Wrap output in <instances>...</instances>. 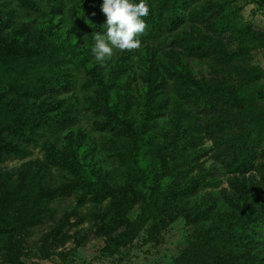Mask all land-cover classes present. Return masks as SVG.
I'll return each mask as SVG.
<instances>
[{"label":"rangeland","instance_id":"rangeland-1","mask_svg":"<svg viewBox=\"0 0 264 264\" xmlns=\"http://www.w3.org/2000/svg\"><path fill=\"white\" fill-rule=\"evenodd\" d=\"M204 10L207 14L218 10L219 16L212 19L216 24L232 22L227 39L218 43L206 29L210 22L204 24L197 16ZM43 11L32 13L20 9L15 0H0V118L21 120L23 125L38 118L59 119L62 111L52 107L65 99L79 110V120L58 132L37 130V143L29 146L24 158L0 161V217L14 223L20 260L24 264H258L264 247L255 244L246 249L226 246L207 252L208 256L198 252L197 243L219 229L236 236L233 221L256 217L264 201H257L249 190L243 212L240 196L233 206L227 203L230 183L243 191V178L221 167L224 155L218 156L220 149L204 130L224 123V113L184 118L173 106L181 103L180 94L191 91L201 92L198 109L205 110L217 95L238 88L249 94L260 89L264 96V6L252 0L197 1L181 14L176 30L148 45L114 48L103 64L91 51L92 33ZM77 57L84 60L79 68L73 64ZM245 62L262 71L256 87L237 74ZM148 74L156 76L158 85L167 80L159 92L169 90L167 98H156L149 118L141 109ZM57 79L66 88L58 96L23 97L7 88L13 81H35L46 91L51 86L60 89ZM90 105L102 107L105 114L84 112ZM188 106L194 108L192 102ZM98 121L109 126L128 123L132 132L123 128L118 138L112 130L98 129ZM197 125L202 131L194 132ZM191 135L200 144L195 152L204 155L198 161L183 159L188 152L178 149L177 142ZM216 136L218 143L222 135ZM2 137L5 144L24 147L16 135L0 128ZM46 151L52 153L53 163L45 161ZM164 162L178 163V171L186 172L190 182L211 186L180 205L189 211L188 217L160 224L153 206L156 185L176 182L173 176H164ZM93 196L96 200L89 201ZM102 196L108 198L97 202ZM112 202L118 207L115 215ZM204 208L213 211L209 222L194 216ZM31 217L35 218L29 222ZM0 264H13L9 246L2 243Z\"/></svg>","mask_w":264,"mask_h":264},{"label":"trees","instance_id":"trees-1","mask_svg":"<svg viewBox=\"0 0 264 264\" xmlns=\"http://www.w3.org/2000/svg\"><path fill=\"white\" fill-rule=\"evenodd\" d=\"M197 1L201 0H146L148 12L146 16L142 17L145 27L142 32L136 35V38L139 40V46L148 45L147 43L156 41V39L160 38L165 33H171L176 30L177 27L175 24L182 19L181 14L187 10V6L195 4ZM252 1L258 6H264V0ZM15 3L20 9L31 11L32 13H41L44 8L46 13L60 15L62 19L65 17L76 28L89 34L96 32L103 33L105 31L103 24L106 17L100 11L102 0H15ZM216 11V14L214 12L207 14L206 12L208 11L204 10L199 12L197 16L201 17V21L204 24L210 22L211 26H207L206 29L214 33L216 41L220 43L225 40L224 38H228V32H232V22L228 21L225 26L214 23L212 19L219 16L218 10ZM244 30L250 31L248 27H244ZM67 51L68 50L65 49L63 53ZM68 57H70V54ZM73 64L75 68H79L83 66L84 60H82L81 57H77ZM241 73L242 78L243 76L249 78V84L254 87L258 86L259 79L262 77L260 75V73H262L260 69L253 68L250 62H245L243 67L237 70V74ZM148 76L146 80L147 88L142 97L141 106V109L148 114L147 118L153 114L154 110L152 106L156 98L159 96H165V98H167L166 94H169V90L162 91L161 89L159 92L162 86H164V88L166 87L167 80H163L164 82L158 85V80L155 81V79H157L156 76L151 74H148ZM171 80L173 81L174 79L172 78ZM57 83L62 90L58 89V87L51 86L49 87L50 90L46 91L44 87H39L35 81L32 83H28L27 81L23 83L13 81L12 84H7V88L9 93H16L23 97H40L47 93L58 96L65 93L64 90L66 88L64 87L65 83L63 80L57 79ZM242 85H245V83L242 82ZM243 89L244 88H238V90L227 92L225 95L222 92V95H217L218 97H215L216 99L210 103V108L206 110L204 107L198 109V107L202 106L199 103L201 92L196 91L180 94L181 103L178 102L173 106L175 112L182 115L184 118L224 113V123L219 122L217 125L213 124L206 127L204 130L210 135V140H212L213 145H215L214 147L220 149L221 155L218 156L224 155V158L220 161L222 163L221 167L226 169L227 173L233 176L239 175L243 178V181H241L244 187L243 191L230 183L232 192L230 195L225 194L227 196V203L230 202L229 206H233L240 196L241 200H243L241 203L243 205L241 212H243V209L247 205L246 199L248 198L249 190L251 192L250 195L252 194V196H255L257 201H264V96L260 92V89L253 91L252 94L247 93V91ZM216 94H218V92ZM64 100L65 99H62V101L57 102V106L53 105L52 107V111H62L61 115L58 117L59 119H50L49 117L38 118L23 125L21 120L0 118V128L2 132L16 135L18 140L24 144V147L19 148L17 145L3 143L4 137L0 138V161L11 156L24 158L28 152L27 149L29 146L36 145L37 143V130H44L45 133H51L53 131L58 132L77 123L79 120V110L76 111L74 106L66 104ZM190 102L194 104V108L188 106ZM205 106L207 107V103H205ZM83 110L86 113H92L98 117L101 114H105L102 112V107H97L95 105L87 106ZM106 112H108L107 109ZM111 114H113L114 117L116 116L114 113ZM95 124L97 128L102 131L112 130L114 135L118 138L122 137L119 131H122L123 128H128L130 134L132 132V125L128 123L125 126L123 122L114 123V125L110 126L109 123L103 121H98V123ZM216 126H218L220 131H217ZM193 130L194 132L202 131L201 125H197ZM218 133L222 135V139L220 140L218 138L217 143L216 135H218ZM69 134H71V131ZM197 139V136L191 135L189 136V140L177 142L178 149L188 152L182 155L184 157L183 159L198 161L204 156L202 155V151L199 150L195 152L194 150L197 146H200V144L197 143ZM214 147L212 146V150H209L212 154L216 151ZM51 154L50 151L45 152V161L48 164H50V162L53 163ZM67 161L68 159L63 160V162L66 163ZM165 164L164 162L163 166L166 172L164 176H173L176 182L173 184L163 181V183L159 182L156 185L153 206L156 218H158L156 223L160 224L164 222V219L174 220L179 216L188 217L190 215L189 211L182 210L180 205H182L184 200L196 195L202 190L201 188L211 186L208 182L204 184L200 182H190L191 179H188L186 172L178 171L181 166L176 162H168L167 165ZM19 173L20 170L17 171V174ZM237 179L238 178H234V181ZM237 189L238 193L236 191ZM61 192L66 194V191ZM96 198L97 196H93L89 201L96 200ZM104 198L108 197H99L97 202L103 201ZM253 198L254 197H252L251 200H253ZM79 202L82 203L85 201L81 200ZM111 206V213L115 215L118 207L113 202ZM212 212L211 209L204 208L194 216L200 217V220L204 222H209ZM34 218L35 217H31L28 221L31 222ZM233 222V225L236 226V236L230 235L225 229H219L217 232L210 234L207 240L203 239L197 243L198 252H203L205 256H208L207 252L210 254L212 251H222L226 246H236V248L246 249L249 245L255 244L256 246L264 247V207L261 211L256 213V217L244 218L242 216L240 219H236ZM227 227L230 226L227 225ZM14 237V223L8 218L0 217V243L9 246V254L13 264H24L17 254L15 241H13ZM257 262L258 264H264V249L258 257Z\"/></svg>","mask_w":264,"mask_h":264},{"label":"clouds","instance_id":"clouds-1","mask_svg":"<svg viewBox=\"0 0 264 264\" xmlns=\"http://www.w3.org/2000/svg\"><path fill=\"white\" fill-rule=\"evenodd\" d=\"M100 11L106 17L103 33H92L91 51L101 64L112 55L114 48L125 50L139 46L136 35L143 31L142 19L147 15L146 0H102Z\"/></svg>","mask_w":264,"mask_h":264}]
</instances>
